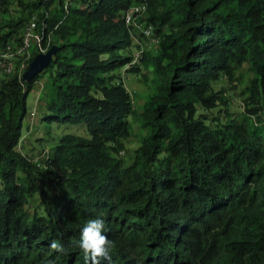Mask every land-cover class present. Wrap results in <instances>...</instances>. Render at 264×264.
I'll use <instances>...</instances> for the list:
<instances>
[{"label": "trees", "instance_id": "16d2710c", "mask_svg": "<svg viewBox=\"0 0 264 264\" xmlns=\"http://www.w3.org/2000/svg\"><path fill=\"white\" fill-rule=\"evenodd\" d=\"M65 1L0 0L1 45L37 14L45 46L59 47L31 82L0 79V264H85L92 218L114 244L101 264H264V0H147L141 21L160 45L135 63L124 20L135 0ZM245 65L254 78L236 116L220 85ZM144 66L155 92L137 117L148 134L127 165L136 110L119 71ZM46 73L44 121L90 137L66 135L41 160L18 147Z\"/></svg>", "mask_w": 264, "mask_h": 264}, {"label": "rangeland", "instance_id": "374dc122", "mask_svg": "<svg viewBox=\"0 0 264 264\" xmlns=\"http://www.w3.org/2000/svg\"><path fill=\"white\" fill-rule=\"evenodd\" d=\"M140 20L143 17L139 18ZM51 43H55V39L51 36ZM133 44L138 53L143 48L150 53L153 52L154 46L151 42L140 35L133 38ZM124 86L132 96V101L136 110V116L131 118L132 130L131 137L125 140L126 149L123 152L127 165L132 162L135 151L141 146L143 139L147 136L148 131L141 128V123L137 117L143 110L145 103L154 94L155 87L153 85V69L151 67H143L140 73L129 71H119ZM254 78L249 66L245 65L239 68L232 82L228 79L221 81L220 87L228 88V98L231 99L230 112L239 116L244 111V100L249 97L248 89ZM51 80L49 74L46 73L36 83L34 91L27 100V117L22 130V139L19 150L32 159L45 160L52 152L60 140L66 135H76L89 138V132L86 127L75 126L71 124H60L55 122H45L44 115L46 106L50 99ZM38 203V199H34L33 205Z\"/></svg>", "mask_w": 264, "mask_h": 264}, {"label": "built area", "instance_id": "2783aa9c", "mask_svg": "<svg viewBox=\"0 0 264 264\" xmlns=\"http://www.w3.org/2000/svg\"><path fill=\"white\" fill-rule=\"evenodd\" d=\"M71 0H66V9L68 8ZM148 3L147 0L139 2L135 0L134 4L125 13L124 20L127 26L132 28L133 38L140 35L148 39L154 46L152 54H155L160 45V39L155 37L154 27L142 22L139 18L147 14ZM13 14V12H12ZM3 16L0 15V23ZM45 26L44 21L42 22ZM50 42L45 46L44 37L40 29V21L37 14L29 17L28 22L22 28L21 33L4 43L0 44V79H9L19 73L23 79L24 73L29 69L31 58L35 54L46 53L49 50ZM146 49L143 48L135 56V62L141 59V54ZM123 154V153H122Z\"/></svg>", "mask_w": 264, "mask_h": 264}, {"label": "clouds", "instance_id": "9594fccd", "mask_svg": "<svg viewBox=\"0 0 264 264\" xmlns=\"http://www.w3.org/2000/svg\"><path fill=\"white\" fill-rule=\"evenodd\" d=\"M103 229L104 220L101 218L88 219L83 225L78 246L83 253L85 264H101L102 260L111 261L110 253L114 244L103 234ZM49 247L57 253L65 251L64 246L55 240Z\"/></svg>", "mask_w": 264, "mask_h": 264}, {"label": "water", "instance_id": "95a60500", "mask_svg": "<svg viewBox=\"0 0 264 264\" xmlns=\"http://www.w3.org/2000/svg\"><path fill=\"white\" fill-rule=\"evenodd\" d=\"M58 50L59 47L57 45H54L46 53L36 55L32 60L29 69L24 73L23 80L26 83H29L38 75L45 72L57 55Z\"/></svg>", "mask_w": 264, "mask_h": 264}]
</instances>
